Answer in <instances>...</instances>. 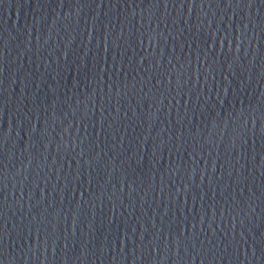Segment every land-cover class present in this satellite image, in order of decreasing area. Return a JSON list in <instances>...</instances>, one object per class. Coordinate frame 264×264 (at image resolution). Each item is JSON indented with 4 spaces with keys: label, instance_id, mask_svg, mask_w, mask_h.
Instances as JSON below:
<instances>
[{
    "label": "water",
    "instance_id": "1",
    "mask_svg": "<svg viewBox=\"0 0 264 264\" xmlns=\"http://www.w3.org/2000/svg\"><path fill=\"white\" fill-rule=\"evenodd\" d=\"M0 264H264V0H0Z\"/></svg>",
    "mask_w": 264,
    "mask_h": 264
}]
</instances>
